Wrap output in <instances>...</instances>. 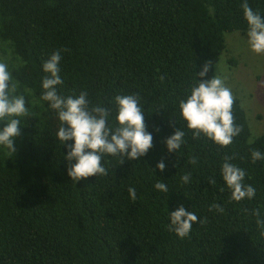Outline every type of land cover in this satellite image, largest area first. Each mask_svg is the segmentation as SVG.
Returning a JSON list of instances; mask_svg holds the SVG:
<instances>
[{
  "label": "trees",
  "instance_id": "16d2710c",
  "mask_svg": "<svg viewBox=\"0 0 264 264\" xmlns=\"http://www.w3.org/2000/svg\"><path fill=\"white\" fill-rule=\"evenodd\" d=\"M248 3L264 14V0ZM241 4L0 0V54L7 47L22 61L13 75L22 91L33 93L27 95L32 115L14 141L15 153L0 152V264H264V235L253 215L259 209L264 216V160L251 159L253 150L264 152V133L250 138L239 99L233 112L242 131L232 144L194 139L191 132L178 154L164 143L181 123L177 104L193 72L210 61L207 78L214 75L226 48L224 34L246 32ZM57 49L67 50L61 95L86 90L93 104L112 108L115 95L140 94L154 136L140 162L108 157L107 176L72 183L65 149L55 140V112L32 103L42 91L41 65ZM226 157L245 170V183L257 190L253 200L235 202L221 191L219 169ZM161 159L164 172L155 169ZM186 173L187 184L180 179ZM158 180L169 193L154 188ZM129 187L137 189L134 201ZM181 203L201 220L183 239L169 229L168 218V209ZM213 204L224 211H210Z\"/></svg>",
  "mask_w": 264,
  "mask_h": 264
},
{
  "label": "clouds",
  "instance_id": "9594fccd",
  "mask_svg": "<svg viewBox=\"0 0 264 264\" xmlns=\"http://www.w3.org/2000/svg\"><path fill=\"white\" fill-rule=\"evenodd\" d=\"M241 7L247 24V45L257 55L264 54V14L254 10L248 0H242ZM63 51L67 50L57 49L43 61L42 91L38 100L32 103H44L55 112L58 121L55 140L65 149L63 160L68 162L67 175L72 183L76 185L81 179L93 176H107L109 169L105 165L108 157L119 158L121 163L125 160L140 162V158L153 147L154 139L153 133L146 128L144 101L140 94H117L110 101L112 108L99 102L93 104L86 90L61 95L58 86L64 84L61 75ZM21 63L18 57L13 59L11 49L7 47L0 54V152L5 154L15 153L14 141L25 126L24 119L32 115L27 100V95L33 94L32 90L25 88L22 91L20 81L13 75L14 68ZM211 68L212 63L205 61L200 71H194L190 86L178 100L181 123L173 118L179 127L164 141L169 153L182 151L188 132L194 139L204 137L216 145L228 146L242 131L233 112L234 92L226 83V76L218 69L207 78ZM251 159L253 162L264 160V152L253 150ZM190 163H196V159L192 158ZM166 167L164 159L155 165L160 172H164ZM219 172L223 182L221 191L226 189L232 201H251L256 197V188L245 183V170L231 158L223 160ZM180 179L187 184L191 174L186 173ZM208 182L215 184L216 180L210 178ZM154 188L162 193L170 191L163 180H158ZM128 193L133 201L137 199L135 187H129ZM212 209L219 213L224 211L220 204L211 205L209 210ZM253 215L264 235V216L259 209H254ZM168 218L169 229L181 239L190 235L194 223L201 222L200 217L186 209L183 203L174 211L168 209Z\"/></svg>",
  "mask_w": 264,
  "mask_h": 264
},
{
  "label": "rangeland",
  "instance_id": "374dc122",
  "mask_svg": "<svg viewBox=\"0 0 264 264\" xmlns=\"http://www.w3.org/2000/svg\"><path fill=\"white\" fill-rule=\"evenodd\" d=\"M226 48L214 66L226 76L245 111L250 138L264 133V54L252 52L246 42V32L224 34Z\"/></svg>",
  "mask_w": 264,
  "mask_h": 264
}]
</instances>
